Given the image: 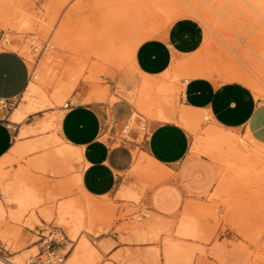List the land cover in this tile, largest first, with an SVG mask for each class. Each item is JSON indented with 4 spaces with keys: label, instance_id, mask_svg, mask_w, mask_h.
I'll use <instances>...</instances> for the list:
<instances>
[{
    "label": "rangeland",
    "instance_id": "1",
    "mask_svg": "<svg viewBox=\"0 0 264 264\" xmlns=\"http://www.w3.org/2000/svg\"><path fill=\"white\" fill-rule=\"evenodd\" d=\"M102 1L103 0H99V1L98 0H7L5 2L4 0L3 3L2 1H0L1 3L0 4V49H12L9 45L5 46L4 44L1 43L5 38H7L8 40H10V42H13L15 44H24L28 42L30 33L31 35H33L32 37H35L36 43L38 45V50L33 51L32 48L28 46L29 48L27 47V49L30 51V57L26 56L20 50L15 49V51L22 54L26 59L30 70V77L28 82L30 81V79L35 80V84L36 86H38L37 89L39 90V91L37 90V93L39 94L45 93L44 95L51 100L52 92L57 87V83L61 85L62 84L66 85V83L70 81V79L68 81L66 79V77L67 78L69 77V73L71 72L70 70H72L71 73H73L74 71L75 74L78 71L77 72L78 74H76L74 80L75 83L74 89H72V92L70 91L66 95V97L62 98V101H60L61 104L57 101L56 103L55 100L52 98L55 104H53L52 102L51 105L49 104L45 105L43 108L26 116L21 123L12 126L14 127L13 134L15 136L16 133L25 126V124H27L29 127L32 126L35 127L41 121L46 120V125L44 127L40 129L36 128L34 131L26 133L21 137H16V138L13 137V142L21 143L26 151L23 150L24 152L21 151L23 153L20 154L15 153L11 157L12 159L10 160L11 162L9 161L5 164H2V166L0 167V173L4 174L6 180L9 181L10 179H12V175H14V173H16L18 169L25 167L26 164L30 163L29 161L34 160L36 158H40V156L46 155V153L47 155L50 154L52 148H54L53 145L50 144L39 145L34 148L31 147L32 149L29 147L32 145V143L34 144L36 140L38 141L39 139L47 138L50 135H52L54 131H56L57 123H54L52 119L55 118L57 115L64 113L65 108H63V104L66 101H69L71 104H78L77 101L73 99L75 97L76 91H78V88L80 90L91 89V91H93V89L95 90V88L96 89L99 88L101 90V88L103 87L102 90L103 89L106 90L105 92L106 98L104 99V101H101L100 103H93V104L106 106V115H107L106 127L115 129V136H114L115 142L113 145H117L120 142L124 143V159L121 163H123L124 165L127 164L126 165L127 167L126 169L120 172L118 183L112 192L105 195H101V197L100 196L95 197L98 200H102L103 202L105 201L106 204L104 203L105 204L104 206L106 207L104 208L103 206L102 209L103 211L105 209L109 211L108 212H106V210L104 211V213L107 214H104L103 222L95 223L92 226L91 230H89V232H85L86 238L88 239L89 244L91 243L90 246L94 249L95 252L94 255L95 259L93 264H146V263L163 264L162 263L163 260L161 259V257L159 256L155 257L156 249L160 248L159 241H154L151 239L147 241H137L135 240L132 233H130L129 231L130 226L133 225L132 223H134L136 220L138 222L140 221L145 222L152 215L153 212L149 202V192H150L149 189L151 190L153 187L148 189L150 185L149 183H151V177H149L148 175H146L147 177L142 176L141 174L143 172L141 173L137 172L139 176L137 175V173H135L137 176L134 174H133L134 176L132 174L130 176L131 172L129 173L128 171H130L131 165L133 164V160L135 161L136 158L135 156L139 152L143 151V143L145 136L148 135L154 122L150 120L151 118L149 117V115L143 112L135 116L131 122L127 121L129 116L131 115L132 107L126 101V99H128L129 101L130 99H132V97H135V95H137L136 82L138 78L141 77V74L134 67L133 60L132 61L126 60L128 62L125 61L122 63L123 65H121L118 63V61L116 64V60L114 59L110 60L109 58H107L106 56L107 54H109L108 52L109 49H107V46L104 45L109 43L110 41L111 42L113 41L109 39L111 33L114 32L117 33L118 32L117 28L119 27V24L122 25L121 22L123 23L122 17L120 18L118 17L119 15L116 14L115 15L117 16V21H112V19L116 20V18H113L115 15L113 16L112 13L114 14L116 10L118 9L120 10L124 6H127V2L130 3L136 1L135 2L137 3L136 5H139L140 8L144 9V10L141 9L142 11L140 10V14L142 15L141 22L142 19L149 14H150L149 15L150 18H152L151 14L153 13V19L149 18L148 20L149 17L148 16L147 18L144 19L145 23L142 22V24L146 26L145 31L147 28V23L149 24L150 22H152L151 24H149V26L154 25L155 27L156 23L153 22H155L154 20L158 18L161 20L166 19L165 22L168 21L165 23L164 21L160 22L158 20L159 26L161 27L158 28L159 27L158 23L156 26L157 29L153 27L155 30L154 31L155 35L161 33V30L162 32L163 30L165 31V29H167L168 25L170 24L171 18L169 14L167 15V13H169L170 11L169 9L170 4L174 5L176 3L175 5H177L178 3L179 7L183 6L184 8L185 6H188V4L191 6L194 5L193 7L195 8L196 11L199 10L198 12H188L184 15L181 16L179 15V17L189 18L196 21L202 31V39L199 46L194 50L195 52L194 51H192L193 53L190 52L192 54L186 53L189 55L183 54L186 56L180 58V59H187L191 56H194V54L198 55L197 56L198 58H196L195 56L193 57L195 63L192 65V67H190V69L180 68L179 70V67L173 66L174 68L172 67L171 68L173 69L172 73L174 75L170 71L171 68L168 72V75H165L167 77L164 78L165 81L168 82L172 81L171 84L175 86L178 85L180 87L179 88L178 86H176V88L179 89H176L173 95L175 96L173 100L176 98L175 99L176 102L174 100L173 105L176 106V108H179L181 106V103L179 101V92L182 88L183 81H186L189 78L194 77L190 73L192 70L195 71V75H197L198 77H207L217 82H223L226 81V79H229V78L225 79L223 77L228 69L231 70L234 74L237 71H242L244 72V74L247 75L248 78H250L249 80L254 82L257 88V92L258 91L259 92L257 93L256 91H252L258 100V108L256 110L255 115L252 117L251 121L242 128L227 129V131L230 130L229 132L234 131L233 133H236V136L238 135L237 136L238 139L241 140L243 139V141L241 140L239 141L240 143H242L240 145V149L244 151L242 152L245 153L247 151L246 152L247 157L245 156L246 160L244 159L246 162L243 163L245 165H242L243 167L239 166L240 168L236 166L235 167L234 166L232 167L230 165L228 166L227 163H226L227 166L225 163L221 165L222 162L219 163L218 161H213L214 159L205 155L214 163L216 167V172H217L216 183L214 184L211 191L205 193L204 195L200 197H189L191 200L189 198L185 199L186 202L188 201L187 199H189L191 203L190 202L188 203H190L191 205L193 204V207L196 208L195 210L191 208L192 209L190 210L191 212H194V214L195 213L198 214L199 212V214H201V216L199 217L200 220H202L201 223H205V224L207 223L206 227L204 224V228L206 229L205 230L206 233L207 234L209 233L208 234L209 237L206 241L196 242L205 251L206 254L202 253L203 254L202 256L201 253H197L191 264H196V263L197 264L199 263L200 264H206V263L207 264H264V175H263L264 156L262 155L264 154L263 152L264 148L257 147L259 149L257 148L255 149L256 144L253 141H251V144H249L250 140L247 138V133L256 138L258 132H264V86H262L264 85V57L262 59V55L264 56L263 53L264 50H262V48L264 49L263 46L264 44L262 45V43H264L263 41L264 38L263 40L261 38L264 35L263 34H262L263 36L260 35V32L264 30V13H263L264 0H260V2L258 0H193V1L175 0L176 2L172 0L173 3H171L172 1H168L170 2V4L167 1H166L167 4H165L166 2L163 1L162 5L164 4L166 6L169 4L168 7L167 6L165 7L163 5L165 8L162 9V10H166L168 8L169 11L166 10L167 13H165V11H162L161 9L160 10L158 9V7H160L161 5L157 7V5H159L160 3L159 1L162 0H158L159 3L154 2L155 0L154 1L140 0L141 2L139 0H134V1L127 0L126 2L125 0V3L124 0L122 1L104 0L103 1L104 3ZM122 2L124 5L122 4ZM144 2L145 3L147 2L148 5L150 6L148 7L147 3L145 4ZM149 3L152 4L154 3L155 5L153 4L154 6L152 5L153 7H151V4ZM47 5L49 7H46ZM175 5L173 6L174 9H178L179 7L178 6L176 7ZM163 6L161 8H163ZM113 7L115 9H113ZM156 7L158 11L162 12V13L158 12L160 16L156 15L158 14L156 12L157 11ZM26 8L29 10H27ZM46 8H49L50 10ZM126 8L127 7H125L124 9L126 10ZM149 8L151 10L154 8L155 9L153 11L150 10L151 11L150 13ZM18 9L30 11L31 13H35L36 15L39 16L41 15L43 19L42 21H44L45 26L47 25L48 27L46 26L41 28L39 26H34V25L30 27L31 26L30 25L29 26L30 29H29V27L21 25V23L19 24L18 21L15 22L12 16H14L13 12L16 13ZM145 10L147 11V14H145L146 13ZM108 12L109 14L107 15ZM154 12L156 13L155 14L156 16H154ZM204 13H206L207 15L206 14L204 15ZM162 14L168 16V18L166 16L165 18L162 17ZM9 15H11V18H9L10 17ZM202 15H204L205 17L207 16L206 18L208 21H206ZM51 16L54 17L52 18ZM50 17L51 19H49ZM107 17L110 18L112 17V18L109 19ZM102 18L103 19L105 18L106 20L105 19L103 20ZM211 19H213L214 21ZM6 20H9V23ZM49 20L50 22H48ZM104 22L107 23V25H104L105 24ZM211 22L212 23L214 22L215 28H214V24H212L213 26L211 25L209 26ZM113 26L114 28L117 27L115 29L116 31L115 30L113 31L114 29ZM101 28L104 29L102 30ZM260 28H262L263 30L261 29L260 31ZM18 29L19 30L22 29V30L19 31ZM99 29L100 32L98 31ZM143 30H144V26H143ZM57 31H59L58 32L59 35L58 34L56 35L54 33V32L57 33ZM101 31H103V33ZM105 32L106 34L104 35ZM33 33L35 34V36ZM97 33H100L101 35L99 36ZM59 36L61 37V39ZM62 38L64 41L60 42L62 41ZM93 38H95L94 39L95 42L93 41ZM55 40L56 41L58 40V44H60V47L57 44L55 48L47 46L46 48L39 50V48L46 41H47L46 43L48 42L52 43ZM259 43L260 45H258ZM252 44H254L253 47ZM93 45L95 47H93ZM104 47H106V49ZM259 48L261 50H259ZM52 50L55 53L52 52ZM100 51L102 52V54H100L101 53ZM49 52H51L53 55L57 54L56 56L54 55L55 56L54 59L57 60V61L54 60L55 62L54 69L59 67L58 69L60 70L58 71V69L57 70L55 69L57 73L56 72L54 73H56L57 75L52 74L51 76H49L51 78L44 77L43 75H41L42 74L41 72H38L42 67V63L45 59L44 57H46V55ZM95 55L98 56L96 57ZM103 56H105L104 58L106 60L105 59L103 60ZM229 57L230 59L228 60L227 58ZM109 63L110 65H108ZM60 65L65 67L61 68ZM226 65L228 67H226ZM229 66L231 67L233 66V68ZM71 67L73 68L76 67L77 70L76 68L70 69ZM65 68L67 71L65 70ZM95 69H96L95 73L94 71H91ZM88 71L89 74H87ZM58 72H60L59 75ZM187 72L190 74H188ZM256 72H258V74L260 73L259 77ZM34 73L36 75L38 74L35 77L36 79L33 77ZM228 73L231 75L230 72ZM240 74L242 75V73ZM54 75L60 78L57 80V82L55 81L56 80L55 78L57 77H55ZM221 75L223 78L221 77ZM52 76H54L53 80H52ZM76 77L78 79H76ZM262 78H263V82H262ZM258 79L260 80L262 85ZM90 85L93 87L91 88ZM120 91L123 93L125 92L124 94L126 96L122 97L123 93L120 94L121 93ZM133 93L135 94L134 96ZM39 94H37V96ZM117 94H120L121 96L120 95L118 96ZM37 96L35 95V97ZM23 99L24 98L22 94L19 95L13 100L14 102L9 109L0 108V112L3 113L4 115L9 114L15 107H17L24 101ZM58 103L60 105H58ZM116 104L127 108L128 114L119 123H115L111 125L109 124V119L113 118L111 114V108ZM210 126H214L213 122L208 118H204L197 127L196 137L199 138L202 135V130L204 131V129ZM105 136H108V134H106ZM194 136L190 134L191 146L192 143L194 142V139L196 138ZM246 140L248 144H246ZM243 143H245V145ZM57 145L59 146L61 144H57ZM247 145L249 146L246 147ZM253 149H255L256 151ZM133 151L135 154L133 153ZM250 156L252 157L250 158ZM52 160L49 163V165L51 164V166L50 167L48 166L49 168L45 170L35 169V167L33 166L32 168L28 169V172H30L32 178L35 179L34 181H36V186L38 187L39 194L41 193L40 195H42L41 196L42 200L39 203V205L36 208H34V210L27 209L22 211L18 219L9 218L8 215L7 217L5 216V218L2 219L0 229L2 230L5 228L6 230H4V232L5 231L6 232L5 234L0 233V257L9 258L10 260L16 262L17 264H26L27 259L32 260L33 255H35L37 252H43L40 244L41 243L40 234L46 233L51 226H56L64 232V234L67 236V240L64 241L61 245L55 244L53 246V249H55V254L61 257L60 264L69 263L72 257L73 250L77 244V241L73 240V238L72 237L70 238V236L68 235V231H67L68 227L58 221L57 207L61 202H64L66 200L74 201L75 199L74 202H76L78 201V198L84 197L82 191L78 189L79 187L76 188L77 186L72 182V178H71L75 172L81 170L82 163L78 159L77 161L74 160L73 169L68 170V169H64L65 165L62 166L63 164L61 165L60 163V161H62V163L66 164V162H68L67 161L68 159L59 160L58 158L56 161H54L55 158H53ZM254 160L255 162H253ZM56 162L60 163V167H62L61 169L62 170L64 169V171L60 170L61 171L60 172L57 170V168L59 169V167L57 166L58 164ZM257 166L258 168H261L260 171L262 172H260L259 170L257 171L258 169ZM26 167L28 168L31 166L27 165ZM122 182L124 184H122ZM120 184H122L123 186L130 184V186H132L135 189L137 198L139 200L137 198L134 200H127L120 198L117 195V190ZM140 185L142 186L140 187ZM0 208L5 209L8 212L17 210L15 204L10 199L6 198L1 193V191H0ZM176 214L169 217L173 219V221H175L176 219H178L179 215L181 214V211ZM3 215H5V213H3ZM137 215H140L141 218L138 219ZM209 215L211 217H209ZM208 224L210 227H208ZM173 228H174V224L171 227L168 234L169 235L171 234L170 237L176 239L177 236ZM159 236H160L159 238L162 239L161 237L164 235L161 234ZM216 245L217 246L220 245L221 247L225 246L226 250L224 249L225 251L223 252L224 254L222 253L223 254L222 257H221V253H219L218 250H216L217 248ZM213 246L216 247L214 252L210 251V249L213 250ZM152 252L154 253V255ZM46 257L47 256L45 252H43L42 256L38 259L41 262H37L34 264H47L45 261ZM203 260H205V262Z\"/></svg>",
    "mask_w": 264,
    "mask_h": 264
},
{
    "label": "bare ground",
    "instance_id": "2",
    "mask_svg": "<svg viewBox=\"0 0 264 264\" xmlns=\"http://www.w3.org/2000/svg\"><path fill=\"white\" fill-rule=\"evenodd\" d=\"M2 1V3L4 2V0H0ZM7 0H5L6 2ZM99 1V0H98ZM104 1V0H103ZM102 1V2H103ZM112 1V0H111ZM118 1V0H117ZM122 1V0H121ZM132 1V0H130ZM134 1V0H133ZM140 1V0H139ZM143 1V0H142ZM151 1V0H150ZM154 1V0H152ZM163 1H172V0H162V1H159L158 0H155L154 2H157L159 3L158 6V9L162 10L164 9L166 6L168 7V5L170 4V2H168L169 4L168 5H162V2ZM175 1V0H173ZM173 1L171 3H173ZM193 1V0H192ZM260 2V0H258ZM257 1V2H258ZM101 2V3H102ZM107 2V1H105ZM127 2V0H126ZM136 1L134 2H127V6H124L122 9H118L114 12V14L112 13V15L114 16L115 14L116 15H119L118 17H122V21L123 23L121 22L122 25L119 24V27L117 28L118 32L117 33H111V36H110V40H113L112 42L110 41L109 43L105 44L104 46H107V49H109V54H107V58H109L110 60L111 59H114L116 60V64H117V61L119 64L123 65L122 63L125 62L126 60H133L134 58V51L136 49V47L138 46V44H140L143 40L149 38V37H152L153 35L155 36V33H154V28H156L157 26V23H158V20L161 22V21H164L166 19H156L154 20L155 22L153 23H156V26L154 27V25H150L152 22H150L149 24L147 23V21L149 20L150 18V14L147 15L145 18H147L148 16V20L146 21L147 23V28H146V31H145V25L142 24V22L145 23V18L142 19V22H141V18H142V15L140 14V10L143 9V8H140L139 5H136L137 3H135ZM141 2V1H140ZM149 2V1H147ZM146 2V3H147ZM167 2L165 4H167ZM176 2V1H175ZM191 2V1H190ZM198 2V1H197ZM104 3V2H103ZM124 3H125V0H124ZM129 3V4H128ZM145 3V2H144ZM145 3V4H146ZM156 3V4H157ZM189 3V2H187ZM1 4V3H0ZM121 4V3H120ZM123 4V2H122ZM139 4V2H138ZM142 4V3H141ZM151 4V7H153L154 5L152 3H149ZM176 4V3H175ZM174 4V5H175ZM180 4V3H179ZM191 4V3H190ZM50 5V4H49ZM52 5V4H51ZM102 5V4H101ZM111 5V4H110ZM124 5V4H123ZM153 5V6H152ZM173 4H170L169 5V9L170 11L168 10V8L166 9L167 11H169V13H167L166 10H162V11H165V13H167V15L169 14L170 18H171V21L170 23H172V21H174L176 18H179V15H184L188 12H198L199 10H195V8L191 5L188 4V6H185V8L183 6H180L178 5H175L176 7L178 6L179 8L178 9H174V6ZM197 5V4H196ZM100 6V5H99ZM106 6V5H104ZM144 6V5H143ZM147 6L149 7L150 5H148L147 3ZM145 6V7H147ZM163 6V8H161ZM256 6V4H255ZM254 6V7H255ZM20 7V6H19ZM45 7V6H44ZM46 7H49L48 5ZM53 7V6H51ZM50 7V9H51ZM101 7V6H100ZM115 7V5H114ZM113 7V9H115ZM125 7L126 10L124 9ZM150 7V8H151ZM156 7V12L158 13H162L161 11H158ZM170 7H173V8H170ZM182 7V8H181ZM106 8V7H105ZM108 8V7H107ZM120 8V7H119ZM149 8V11L151 10ZM27 9V8H26ZM46 9H49V8H46ZM49 9V10H50ZM112 9V8H111ZM110 9V10H111ZM155 9V8H154ZM154 9H152L151 11H153ZM260 9V8H259ZM29 10V9H27ZM107 10V9H106ZM144 10V9H143ZM202 10V9H201ZM200 10V11H201ZM142 11V10H141ZM148 11V9H147ZM147 11L145 10V14H147ZM148 11V13H149ZM150 11V13H151ZM204 11V10H203ZM207 11V10H206ZM101 12V11H100ZM262 12V11H261ZM56 13V12H55ZM111 13V12H110ZM143 13V12H142ZM156 14L154 12V16H158L159 15ZM202 13V12H201ZM264 13V12H263ZM53 14V12H52ZM109 14V12L107 13V15ZM156 14V15H155ZM164 14V12H163ZM162 14V17L165 18L166 15H163ZM200 14V13H199ZM206 13H204L205 15ZM6 15V14H5ZM4 15V16H5ZM12 15V14H11ZM11 15H9L11 18ZM13 15L12 16L14 19L15 22H19V24L21 23V25H24V26H27L29 27H32V25L34 26H39L41 28L43 27H46L45 24H44V21H42V17L41 15H36L35 13H31L30 11H26V10H23V9H18L16 13L13 12ZM51 15V14H50ZM55 15V14H54ZM115 15V16H116ZM141 15V16H139ZM152 15V18L150 19H153V13L151 14ZM204 15L203 18L207 20V16L205 17ZM207 15V14H206ZM8 16V15H7ZM103 16V15H102ZM101 16V17H102ZM111 16V15H109ZM112 16V17H113ZM113 17V18H116V20H113L112 21H117V16L116 17ZM160 16V15H159ZM6 17V16H5ZM52 18L54 16H51ZM51 17L49 19H51ZM111 17V18H112ZM168 18V16H166ZM100 18V17H99ZM109 19H111L110 17H107ZM119 18V19H120ZM103 19V18H102ZM105 19V18H104ZM103 19V20H104ZM54 20V19H53ZM106 20V19H105ZM170 20V19H169ZM213 20V19H211ZM8 21L9 23V20H6ZM110 21V20H109ZM119 21V20H118ZM150 21H153V20H150ZM210 21V20H209ZM214 21V20H213ZM11 22V21H10ZM47 22V21H46ZM50 22V20L48 21ZM100 22V21H99ZM168 22V21H166ZM165 22V23H166ZM217 22V21H216ZM105 23V22H104ZM103 23V24H104ZM210 23V22H209ZM209 23H206V24H209ZM49 24V23H48ZM102 24V23H101ZM113 24V23H112ZM212 24H214V22L211 24H209V26H213ZM218 24V23H216ZM100 25V24H99ZM104 25H107V23H105ZM144 26V30H143V26ZM167 25V24H166ZM158 26H159V23H158ZM208 26V25H207ZM208 26V27H209ZM29 27V29H30ZM48 27V26H47ZM98 27V26H97ZM149 27V29H148ZM161 26H159L158 28H160ZM25 28V27H24ZM36 28V27H35ZM110 28V27H109ZM114 28V26H113ZM111 28V29H113ZM114 28L113 31L116 29ZM214 28H215V24H214ZM12 29V28H11ZM17 29V28H16ZM28 29V30H29ZM34 29V28H33ZM53 29V28H52ZM102 29V28H101ZM104 29V28H103ZM102 29V30H103ZM111 29H110V32H111ZM157 29V28H156ZM208 29V28H207ZM210 29V28H209ZM262 28H260V31H261ZM15 30V29H13ZM19 30V29H18ZM22 30V29H20ZM19 30V31H20ZM107 30V29H105ZM159 30V29H158ZM263 30V29H262ZM35 31V30H34ZM43 31V30H42ZM96 31V30H95ZM100 32V29L98 30ZM116 31V30H115ZM164 31V30H163ZM210 31V30H209ZM264 31V30H263ZM260 32V35H264V33ZM44 32V31H43ZM59 31L54 32L56 35L58 34ZM97 32V31H96ZM95 32V33H96ZM103 33V31H101ZM157 32V30H156ZM160 32V31H159ZM162 32V30H161ZM259 33V32H258ZM34 34V33H33ZM99 36L101 35L100 33H97ZM106 34V32L104 33V35ZM160 34V33H159ZM59 35V34H58ZM93 35H96V34H93ZM92 35V36H93ZM110 35V33H109ZM257 35V34H256ZM262 35V36H263ZM29 39H28V42L24 43V44H15L13 42H10V40H8L7 38L3 39V41L1 42L2 44H4L5 46L6 45H9L13 50H20L22 53H24L26 56L30 57V51L27 49V47H31L32 50L34 47L37 46V43H36V40H35V37H32L33 35H29ZM35 36V34H34ZM103 36V35H102ZM158 36V35H157ZM206 36V35H205ZM258 36V35H257ZM51 37V36H50ZM60 37V36H59ZM96 37V36H95ZM106 37V36H105ZM109 37V36H107ZM253 37V36H252ZM251 37V38H252ZM259 37V36H258ZM9 38V36H8ZM97 38V37H96ZM103 38V37H102ZM208 38V37H207ZM256 38V37H254ZM262 40L264 38L261 37ZM57 39V38H56ZM61 39V37H60ZM95 38H93V41H94ZM260 39V38H259ZM59 40V39H58ZM58 40L55 42H48L46 43V45L48 47H52V48H55L58 44ZM97 40V39H96ZM254 40V39H253ZM258 40V39H257ZM261 40V39H260ZM63 38H62V41L60 42H63ZM103 41V40H102ZM264 41V40H263ZM47 42V41H46ZM95 42V41H94ZM93 42V43H94ZM104 42V41H103ZM28 43V44H27ZM92 43V42H91ZM106 43V42H105ZM249 43V42H248ZM27 44V45H26ZM63 44V43H62ZM100 44V43H99ZM255 44V43H254ZM252 44V47L253 45ZM264 43H262L263 45ZM59 47H60V44H58ZM257 45V44H256ZM260 45V43L258 44ZM8 46V47H9ZM91 46V45H90ZM264 46V45H263ZM28 47V48H29ZM93 47H95L93 45ZM92 47V48H93ZM100 47V46H99ZM97 47V48H99ZM255 47V46H254ZM259 47V46H258ZM257 47V48H258ZM30 48V50H31ZM106 49V47H104ZM261 48V47H260ZM259 48V50H261ZM94 50V49H93ZM96 50V49H95ZM103 50V49H102ZM255 50V49H254ZM262 50H264L262 48ZM104 51V50H103ZM52 52H54L52 50ZM101 52V51H100ZM195 52V51H194ZM55 53V52H54ZM94 53V52H93ZM98 53V51H97ZM106 53V52H105ZM248 53V52H247ZM264 53V52H263ZM102 54V52L100 53ZM104 54V53H103ZM242 54V52H241ZM255 54V53H254ZM259 54V53H258ZM55 56L57 54H54ZM51 52H49L46 57H44V61L42 63V67L41 69L38 71V72H41L44 77H49L51 76L52 74H56L57 73V68L54 69V60L57 61L54 56ZM261 55V54H260ZM96 57L98 55H95ZM102 56V55H101ZM103 56V60L105 59ZM194 56L196 58H198L197 56L198 55H195ZM194 56H191L187 59H177L174 57V60H172L173 62H171L170 64V68H174L173 66H177L179 67V70L180 68H185V69H190V67H192V65L195 63L194 62ZM227 56V55H225ZM224 56V57H225ZM229 56V55H228ZM244 56V55H243ZM95 57V58H96ZM100 57V56H99ZM221 57V56H220ZM248 57V56H247ZM263 55H262V59H263ZM57 58V57H56ZM58 59V58H57ZM100 59V58H99ZM102 59V58H101ZM226 59V58H225ZM228 60L230 59L227 58ZM254 59V58H253ZM106 60V59H105ZM60 61V59H59ZM97 61V60H96ZM102 61V60H101ZM196 61V60H195ZM63 62V61H62ZM76 62V61H75ZM93 62V61H91ZM103 62V61H102ZM113 62V61H112ZM128 62V61H126ZM230 62V61H229ZM60 63V62H58ZM95 63V62H94ZM108 63V62H107ZM235 63V62H234ZM248 63V62H247ZM258 63V62H257ZM69 64V63H68ZM75 64V63H74ZM91 64V63H90ZM97 64V63H96ZM63 65V63H62ZM62 65L61 68L63 67ZM110 65V63L108 64ZM134 65V64H133ZM179 65V66H178ZM232 65V64H231ZM236 65V64H235ZM252 65V64H251ZM255 65V63H254ZM262 65V64H261ZM58 66V65H57ZM73 66V65H72ZM79 66V65H78ZM92 66V65H91ZM181 66V67H180ZM185 66V67H183ZM257 66V65H256ZM56 67V66H55ZM65 67V66H64ZM63 67V68H64ZM67 67V66H66ZM100 67V66H98ZM188 67V68H186ZM226 67H228L226 65ZM231 67V66H229ZM237 67V66H236ZM244 67V66H243ZM259 67V66H258ZM262 67V66H261ZM73 67H71L70 69H72ZM76 68V67H75ZM73 68V69H75ZM79 68V67H78ZM94 68V67H93ZM96 68V67H95ZM171 68V73H172V69ZM233 68V66L231 67ZM238 68V67H237ZM256 68V67H255ZM82 69V68H81ZM116 69V68H115ZM177 69V68H176ZM236 69V68H235ZM234 69V70H235ZM243 69V68H242ZM66 70V68H65ZM77 70V68H76ZM90 70V68H89ZM229 70V69H228ZM227 70V71H228ZM233 70V69H232ZM237 70V69H236ZM240 70V69H239ZM249 70V69H248ZM256 70V69H255ZM263 70V69H262ZM58 71H60L58 69ZM61 71H64V70H61ZM67 71V70H66ZM69 71V69H68ZM72 72V70H70ZM80 71V70H79ZM91 71H96L95 70H91ZM98 71V70H97ZM100 71V70H99ZM102 71V70H101ZM110 71V70H109ZM190 71V70H189ZM226 71V70H225ZM226 71V72H227ZM56 72V73H54ZM69 73V77L67 78L66 76V79L67 81L70 79L69 82L66 83V85H61L59 83H57V87L55 88V90L52 92V98L55 100V102H59L62 101V98L66 97V95L71 91L72 92V89H74L75 87V83H74V80H75V76L76 74H78L76 71V74L74 73ZM81 72V71H80ZM117 72V71H116ZM168 72H169V68L168 70L159 73L161 74V76H150L148 74H145L143 72H141V83H140V86L137 88V95H135L133 93V96L135 95V97H132V99H130L128 101V99H126L128 102H130L132 105H133V112L131 114V116L127 119L128 122H131L133 120V118L137 115H139L141 112L149 115V117L151 119H155V120H162V121H176L177 123H181L182 126H184L185 129H187L188 131H190L191 133L190 134H193L194 137H196V132H197V127L199 125V123L202 122V120L204 119V114L203 115L196 109L194 108H191L189 106H186V105H183L181 104V106L179 108H176V106L173 105V101L176 99L173 100V98L175 96L174 93L176 91V89H179L180 87L178 85L179 88H176L175 85L171 84L172 81H165L164 78L166 77L165 75H168ZM224 74V78H229V79H226V81H237V82H241L243 84H245L246 86L249 87V89H251L252 91H256L257 92V88H256V85L254 84V82H252L251 80H249L250 78L247 77L246 74H244V72L242 71H234L236 72L235 74L229 70L228 72L231 73V75L227 72ZM263 72V71H262ZM93 73V74H94ZM99 73V72H98ZM109 73V72H108ZM170 73V74H171ZM188 73V72H187ZM191 75H193L194 77H198L197 75H195V71H191L190 72ZM188 73V74H190ZM224 73V71H223ZM222 73V75H223ZM242 73V75L240 74ZM258 74V72H256ZM60 74V72H58V75ZM89 74V71L88 73ZM169 74V76H170ZM173 74V73H172ZM221 74V73H220ZM229 74V75H228ZM260 74V73H259ZM259 74H258V77H259ZM262 74V73H261ZM38 75V74H37ZM35 73L33 74V77L35 78L37 76ZM40 75V74H39ZM57 75V74H56ZM56 75H54L55 77H57ZM67 75V74H66ZM97 75V74H96ZM95 75V76H96ZM174 75V74H173ZM221 75V77H222ZM226 75V77H225ZM244 75V76H243ZM246 75V76H245ZM253 75V74H252ZM42 76V77H43ZM52 76V80L54 79ZM78 77V76H77ZM76 77V79H78ZM110 77V76H109ZM222 77V78H223ZM248 79H247V78ZM261 77V76H260ZM38 78V77H37ZM51 78V77H49ZM89 78V77H88ZM167 78V77H166ZM36 79V78H35ZM56 82L58 79L60 78H55ZM91 79V78H90ZM97 79V78H96ZM49 80V79H48ZM51 80V79H50ZM167 80V79H166ZM224 80V79H223ZM259 80V79H258ZM45 81V80H43ZM61 81V80H60ZM76 82V81H75ZM260 82V80H259ZM262 82H263V78H262ZM261 83V82H260ZM85 84V83H84ZM77 85V84H76ZM262 85V83H261ZM91 86V85H90ZM264 86V85H262ZM93 86H91L92 88ZM100 87V86H99ZM38 86H36L35 84V80L33 79H30V81L27 83V86L26 88L24 89L23 93H22V96H23V102L18 105L17 107H15L11 113L7 116V119L8 121L10 122L11 125L15 124V123H18V122H22L25 117L29 114V113H33L41 108H43L45 105H51L53 100L51 98L48 99L44 94H39L37 93V89ZM95 88V86H94ZM103 88V87H102ZM99 89H96L95 90L93 89V91L90 90H80L78 88V91H76V94H75V97L73 98L75 101H77L78 104L80 103H92V102H101V101H104V99L106 98V90L103 89L102 90ZM105 88V87H104ZM107 89V88H106ZM182 90V89H181ZM263 90V89H262ZM39 91V90H38ZM121 92V91H120ZM259 92V91H258ZM257 92V93H258ZM263 92V91H262ZM39 94L37 96V94ZM42 93V92H41ZM119 93V92H118ZM123 92H121L120 94H122ZM125 93V92H124ZM122 94V97H125L126 95L125 94ZM120 94H117L118 96ZM35 95L37 97H35ZM124 95V96H123ZM255 95V94H254ZM257 95V94H256ZM74 96V95H73ZM121 96V95H120ZM50 97V96H49ZM117 97V96H116ZM115 98V97H114ZM112 98V99H114ZM56 102V103H57ZM176 102V100H175ZM58 103V105H60ZM76 103V102H74ZM53 104H55L53 102ZM176 105V104H175ZM179 105V104H178ZM178 107V106H177ZM62 114L60 115H57L55 118H53V122L54 123H59V120L61 118ZM206 118V117H205ZM214 123V122H213ZM46 125V120H43L41 121L39 124H37L35 127H29L27 124L18 131V133L16 134L15 138L16 137H21L23 135H25L26 133H29V132H32L34 131L36 128L37 129H40L42 127H44ZM212 125V124H211ZM209 126V125H208ZM225 128H222L221 126H217L214 124V126H210V127H207L206 129H204V131L202 130V135L199 137V138H195L194 139V142H193V145H192V149L197 152V153H203V154H206L207 156L211 157L212 159H214L213 161H218L219 163L222 162L221 165H223V163H227L228 166H236V167H239V166H242V165H245L243 164L244 162H246L245 158L247 157L246 156V152L243 153L244 151L242 149H240V145L242 143H240L239 140L241 139H238L237 136H236V133H233L234 131L232 132H229L227 131V129ZM247 138L250 140V143L251 144V141H253L254 145H255V149L257 147H261V148H264V143L263 142H260L256 139H254L250 134L247 133ZM246 139V138H245ZM248 140V141H249ZM33 141V140H32ZM243 141V139L241 140ZM47 144H50V145H53L54 148H52L51 150V153L47 155H43V156H40V158H36L34 160H31L29 161L30 163L26 164L27 165H30L31 167H22L20 169L17 170L16 173H14V175H12V179H8L9 181L6 180V177L4 174H1L0 173V191L1 193L8 199H10L14 204H15V207H17V210L16 211H6L5 209H2L0 208V225H1V221L3 218H5V216L7 217V215L9 216V218H12V219H18L21 212L24 211V210H27V209H31V210H34V208H36L39 203L41 202V196L38 192V187L36 186V181H34L35 179L32 178V176L30 175V172H28V169L29 168H32L35 167V169H47L51 166V164L49 165L50 161L55 158L54 161H56L58 158L59 160L61 159H68L65 163H62V161H60L61 165L62 166H68V167H65L64 166V169H68V170H71L73 169L74 167V160L77 161V159L79 161H81L82 158V154H81V148L80 147H76L74 145H72L71 143H69L68 141L64 140L59 134L57 131H54L52 133V135H50L49 137L47 138H42V139H39L38 141L36 140L34 142V144L32 143V145L29 147H36V146H39V145H47ZM57 144H61V145H57ZM245 145V143H243ZM246 144L247 143V140H246ZM252 144V145H253ZM249 145H247L246 147H248ZM27 148V149H29ZM251 148V147H250ZM32 149V148H31ZM253 149V150H255ZM259 149V148H257ZM25 150V148L23 147V145L21 143H17V142H14L12 147L10 148V150L4 154L2 157H0V167L2 166V164H5L7 162H9L11 159V157L16 153V154H20V153H23ZM134 150V149H133ZM138 150V149H137ZM252 150V149H251ZM23 151V152H21ZM26 151V150H25ZM243 151V152H242ZM256 151V150H255ZM18 152V153H17ZM138 152V151H136ZM264 152V151H263ZM134 153V151H133ZM135 154V153H134ZM133 154V155H134ZM264 156V154H262ZM246 156V157H245ZM249 156V155H248ZM135 161L133 160V164L131 165V168H130V171H128L130 173V176L131 174L133 175H136L135 173L137 172H143L141 175L142 176H145L147 177L146 175H148L149 177H151V183H149V188H152L154 187L156 184H158L159 182H162L163 180H165L168 176H169V171L167 169L164 168V165L158 163V161H155L151 156H149L146 152L144 151H141L139 152L136 156H135ZM252 156H250L251 158ZM259 157V156H258ZM261 157V156H260ZM250 158H247V159H250ZM245 159V160H244ZM253 159V158H252ZM264 159V158H263ZM53 161V160H52ZM263 161V160H262ZM11 162V161H10ZM28 162V161H27ZM255 162V160L253 161ZM252 162V163H253ZM57 163V162H56ZM60 163H57L56 165L59 167V169L57 168L58 171H64V169L62 170L60 167ZM258 163V162H257ZM256 163V164H257ZM226 164V166H227ZM250 164V163H249ZM255 164V165H256ZM259 164V163H258ZM252 165V164H251ZM260 165V164H259ZM49 166V167H48ZM253 166V165H252ZM261 166V165H260ZM38 167V168H37ZM243 167V166H242ZM240 168V167H239ZM252 168V167H251ZM258 168V166H257ZM53 169V168H52ZM247 169V168H246ZM250 169V168H249ZM261 168H258L257 171L259 170L260 171ZM60 171V172H61ZM221 171V170H220ZM262 172V171H260ZM259 172V173H260ZM256 173V172H255ZM264 173V171H263ZM32 174V173H31ZM62 174V173H60ZM73 174V173H72ZM129 175V174H128ZM133 175V176H134ZM137 175L139 176V174L137 173ZM136 175V176H137ZM262 175V174H261ZM264 175V174H263ZM80 172L77 171L73 174V176L71 177L72 178V182L77 186L76 188H78L80 191H82V194H83V198H78V201L74 202L72 200H66L64 202H61L58 207H57V215H58V221L60 223H62L63 225H66L68 227V235L70 236V238L72 237L73 240H76L77 241V244L73 250V253H72V257L69 261L68 264H93L94 263V255H95V252H94V249L90 246L89 244V241L88 239L86 238V235H85V232H89V230H91L92 226L97 223V222H103L104 221V214H107V213H104V210L103 211V206L106 204V202L102 201V200H98L96 199L94 195L92 194H89L88 192H86L83 188H82V184H81V178H80ZM129 176V177H130ZM259 177V176H258ZM263 177V176H262ZM134 178V177H133ZM139 178V177H138ZM137 179V178H136ZM70 183V182H69ZM132 183V182H130ZM122 184H124L122 182ZM120 184V185H122ZM141 184V183H140ZM146 184V183H145ZM119 185V188L117 190V195L120 197V198H123V199H127V200H134L137 198V194H136V191L135 189L130 186V184L126 185V186H120ZM133 185V184H132ZM143 185V184H142ZM140 185V187L142 186ZM65 187V186H64ZM147 187V186H146ZM69 188V186H68ZM54 189V188H53ZM139 189V188H138ZM143 191V190H142ZM150 191V189H149ZM67 192V191H66ZM145 192V191H144ZM54 195V194H53ZM80 195V194H79ZM115 195H116V192H115ZM101 197V196H100ZM116 197V196H115ZM138 199V198H137ZM148 199V197H147ZM190 199V198H189ZM189 199H187L188 201L186 202L185 200V203L183 204V207H182V210H181V214L179 215L178 219H176L175 221H173V219H171L169 216H164V215H160L156 212H152V215L145 221V222H137L135 221L134 223H132L133 225L130 226L129 228V231L130 233H132V235L134 236L135 240L137 241H147V240H154V241H159V247L158 249H156L155 251V257L156 256H159L161 257V259L163 260V264H191L194 260V257L196 256L197 253H205V251L198 245V243L196 242H201V241H206L208 239V234L206 233V229L204 228V224L205 223H201L202 220H200V216L201 214H194V212H191L190 210L192 209H196L193 207V204L191 205ZM77 200V199H76ZM139 200V199H138ZM191 200V199H190ZM190 202V203H188ZM193 202V201H192ZM196 202V201H195ZM105 203V204H104ZM197 203V202H196ZM190 204V205H189ZM200 204V203H199ZM106 206H104L105 208ZM190 207V208H189ZM192 208V209H191ZM109 211V210H108ZM106 210V212H108ZM152 211V210H151ZM43 212V210H42ZM202 212V211H201ZM3 213H5V215H3ZM209 214V213H208ZM177 215V214H176ZM199 215V216H198ZM108 216V215H107ZM172 216V215H171ZM204 216V215H203ZM202 216V217H203ZM177 217V216H176ZM209 217H211L209 215ZM106 218V217H105ZM137 218H141L140 215H137ZM204 218V217H203ZM107 219V218H106ZM204 220V219H203ZM206 220V219H205ZM208 222V221H206ZM174 224V230H175V234L177 236V238H173V237H170V235L168 234L171 227L173 226ZM207 224V223H206ZM206 224H205V227H206ZM208 227L209 224H208ZM212 227V226H211ZM207 229H210V228H207ZM1 230V229H0ZM4 230H6L5 228L2 229L0 231L1 234H5ZM214 230V228H213ZM208 231V230H207ZM174 232V231H173ZM213 232V231H212ZM164 235L162 236L160 239L159 235ZM160 239V240H159ZM216 242V241H215ZM141 243V242H140ZM201 245V244H200ZM217 246V245H216ZM222 246V244H221ZM220 245L217 246V248L215 246H213V250L210 249V251L214 252L215 248L216 250H218L219 253H221V257L222 255L224 254L223 252L226 250L225 249V246L221 247ZM225 249V250H224ZM154 252V250H153ZM152 252V253H153ZM145 253V252H144ZM151 253V252H150ZM223 253V254H222ZM146 254V253H145ZM200 254V255H201ZM212 254V253H211ZM150 255V254H148ZM154 255V253H153ZM199 255V254H198ZM219 255V254H217ZM97 256V255H96ZM141 256V255H139ZM203 256V254H202ZM201 256V257H202ZM216 256V255H215ZM145 257V256H144ZM150 257V256H149ZM154 258V257H153ZM152 258V259H153ZM207 258V257H206ZM142 259V258H141ZM150 259V258H148ZM197 259V258H196ZM204 259V258H203ZM143 260V259H142ZM157 260V259H156ZM145 261V259H144ZM147 261V260H146ZM199 261V260H197ZM205 262V260H203ZM201 262V261H200ZM208 262V261H207ZM144 263V262H143ZM149 263V262H148ZM156 263V262H155ZM159 263V262H158ZM196 263V262H195ZM199 263V262H198ZM0 264H17L16 262L10 260L9 258H2L0 257ZM147 264V263H146ZM157 264V263H156ZM197 264V263H196ZM200 264V263H199ZM207 264V263H206Z\"/></svg>",
    "mask_w": 264,
    "mask_h": 264
},
{
    "label": "crops",
    "instance_id": "3",
    "mask_svg": "<svg viewBox=\"0 0 264 264\" xmlns=\"http://www.w3.org/2000/svg\"><path fill=\"white\" fill-rule=\"evenodd\" d=\"M179 18L158 36L138 44L133 61L140 74L161 76L162 72L170 70L174 57L183 58L199 46L202 31L198 23L189 18ZM29 77V66L22 54L12 49H0V99L12 100L21 95ZM140 83L141 77L136 82V88ZM181 89V104L206 114L204 116L213 124L225 129L244 127L258 108V100L252 90L237 81L217 82L207 77H192L183 81ZM93 103L100 102L72 104L65 108L56 131L64 140L81 148L83 159L79 172L82 188L89 194L101 196L115 189L120 172L126 169L127 164L121 163L124 143L113 145L115 129L106 127V106ZM128 103L132 114L134 107ZM9 114L0 112V157L14 143L16 135L12 126L21 123L11 125L7 119ZM111 114L113 124L119 123L128 114V109L116 104L111 108ZM150 120L154 123L145 136L143 151L164 165L169 176L150 190L149 202L154 212L171 216L182 210L186 198L200 197L211 191L217 180L216 167L209 156L192 149L191 132L181 123ZM252 137L264 143V132H258L256 138Z\"/></svg>",
    "mask_w": 264,
    "mask_h": 264
},
{
    "label": "built area",
    "instance_id": "4",
    "mask_svg": "<svg viewBox=\"0 0 264 264\" xmlns=\"http://www.w3.org/2000/svg\"><path fill=\"white\" fill-rule=\"evenodd\" d=\"M46 42L39 48V50H42L44 48H46ZM34 50H38V45L36 47L33 48ZM12 100H6V99H0V108L1 109H9L11 107V105L13 104ZM72 104L69 101H66L63 104V108H68L70 107ZM114 123V119L111 118L109 119V124H113ZM41 240H40V244L42 247L43 252H45L46 254V263L47 264H60L61 261V257L55 254V249H53V246L55 244H59L61 245L64 241L67 240V236L64 234V232L59 229L56 226H51L49 228V230L46 233H42L40 234ZM43 252H37L35 255H33V259H27L26 260V264H34L37 262H41L40 260H38Z\"/></svg>",
    "mask_w": 264,
    "mask_h": 264
}]
</instances>
